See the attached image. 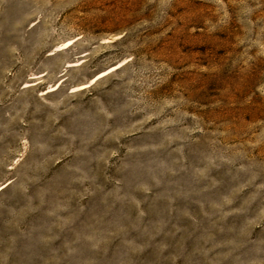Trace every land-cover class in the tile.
Returning a JSON list of instances; mask_svg holds the SVG:
<instances>
[{
	"label": "rangeland",
	"instance_id": "rangeland-1",
	"mask_svg": "<svg viewBox=\"0 0 264 264\" xmlns=\"http://www.w3.org/2000/svg\"><path fill=\"white\" fill-rule=\"evenodd\" d=\"M0 264H264V0H0Z\"/></svg>",
	"mask_w": 264,
	"mask_h": 264
}]
</instances>
